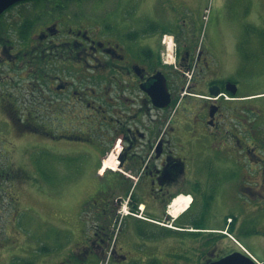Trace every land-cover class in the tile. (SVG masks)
<instances>
[{
	"label": "flooded vegetation",
	"instance_id": "obj_1",
	"mask_svg": "<svg viewBox=\"0 0 264 264\" xmlns=\"http://www.w3.org/2000/svg\"><path fill=\"white\" fill-rule=\"evenodd\" d=\"M67 1L27 0L0 14V123L22 139L86 143L90 158L114 148L108 167L135 171L136 192L149 179L146 189L156 210L150 214L128 198L127 180L98 189L89 200L96 223L74 255L81 264L105 253L113 264H211L243 248L264 264V76L254 82V93L240 91L238 45H229L219 31L203 48L179 22L185 33L176 35L175 65L167 66L161 59L164 32L155 23L134 28L109 21L104 27L68 14L67 7L79 2ZM27 4L28 13H11ZM196 160L207 164L195 165ZM24 172L1 168L0 189L9 174L15 180L25 178ZM227 172L232 173L224 181ZM209 173L222 179L219 189L234 215L215 222L214 229L204 227L209 197L198 195L211 187ZM188 186L196 195L188 193L187 213L200 199L206 211L191 222L187 213H168ZM216 197L219 191L212 202ZM179 225L190 228L178 230ZM225 239L232 245L227 252L218 248Z\"/></svg>",
	"mask_w": 264,
	"mask_h": 264
},
{
	"label": "rangeland",
	"instance_id": "obj_2",
	"mask_svg": "<svg viewBox=\"0 0 264 264\" xmlns=\"http://www.w3.org/2000/svg\"><path fill=\"white\" fill-rule=\"evenodd\" d=\"M68 1L67 6L75 4L74 1L79 2L77 8L67 7L68 14L99 22L104 27L109 21L116 27L126 23L134 28L155 23L159 34L165 32L173 36L178 35L179 30L185 33L183 29H189L192 42L203 48L219 31L226 42H230L229 45H238L237 61H240L241 71L237 83L240 91L254 93L257 86L254 82L264 76V0H156L155 4L152 0ZM29 8L31 5L27 4L11 13H28ZM179 22L185 23L183 29H180ZM18 97V101L23 97L21 89ZM6 128L7 125L0 123V169L10 173L17 168L24 169L28 176L24 172L25 178L14 180L9 174V180L1 182L0 264H49L44 262L45 258L53 262L65 261L63 264H81L73 250L82 235L92 233L96 223L90 202L87 204L86 200L93 187L90 180L88 187L85 176L80 178L83 154H65L81 147L74 145L78 142L70 140L22 139L11 128ZM206 164L204 160H196L195 163L200 166ZM104 166L108 167L107 160ZM234 167L232 163L233 170ZM231 173L224 175V181L230 178L227 175ZM209 175L213 176L212 173ZM211 179V187L204 186L198 195L209 197L206 199L208 214L204 227L214 229L215 222H223L227 215H234L229 213L228 199L222 197L225 192L219 189L222 179L217 175ZM217 191L220 197L212 202ZM184 193L195 197L196 189L188 186ZM204 205L201 199L195 202L185 219L191 222L201 215L197 214H206ZM231 205L234 206V202ZM259 234L262 233L255 235ZM231 246L230 240L225 239L218 248L227 252ZM18 253H25V258L22 259V254ZM81 255L84 254L81 252ZM107 255L94 256L85 264H105Z\"/></svg>",
	"mask_w": 264,
	"mask_h": 264
},
{
	"label": "crops",
	"instance_id": "obj_3",
	"mask_svg": "<svg viewBox=\"0 0 264 264\" xmlns=\"http://www.w3.org/2000/svg\"><path fill=\"white\" fill-rule=\"evenodd\" d=\"M173 37L175 38L177 44H179L180 38H176V36H173ZM180 37H181V35H180ZM99 135L97 136L95 142L98 143L99 149H100L101 148V141L103 140V135H100V136ZM74 145L80 146L81 149H77L73 153H65V154H68V155H70V154L74 155L76 153H82L83 154V161L81 162L82 173L80 175V178H83L85 176L87 178V180H90V182L92 183V187H93V191L86 198L87 202L90 200V198L94 195V193L98 189L107 190V188L110 187L114 182H118L119 180L124 179V180L128 181V186H129L128 187V194H127L128 198L132 201H136V202H139V203H142L143 205H145L150 214L156 212L155 207L153 205V202L151 201L152 198L150 196V193L146 189L148 187V184H149V179L144 180V182L142 183V190L140 189L139 191L136 192L135 186L139 182V177L137 176V174H135V171H131V169H126V170L124 169V172H127L128 174H130L131 176H133V178H129V177L123 175L121 172L111 171V170H106L103 173L101 171L97 170L98 171V173H97L98 178H96L94 171L100 165V162L105 158L104 152L106 149L102 150V148H101L99 150V153L94 155L93 158H90V157H88L87 153L85 152V148L87 147L88 144L79 143V144H74ZM90 184H88L89 185L88 187H90ZM180 194L184 195V193H182V192H180L178 195H180ZM187 195H189V194L187 193ZM186 213L187 212H185L184 215ZM149 218L153 219L154 217L149 216ZM187 228H190V226L189 225H179L178 226V230H185ZM20 254H22V253H18L17 255H20ZM25 255L26 254L23 253L21 258L24 257ZM24 258H22V259H24Z\"/></svg>",
	"mask_w": 264,
	"mask_h": 264
},
{
	"label": "water",
	"instance_id": "obj_4",
	"mask_svg": "<svg viewBox=\"0 0 264 264\" xmlns=\"http://www.w3.org/2000/svg\"><path fill=\"white\" fill-rule=\"evenodd\" d=\"M27 0H0V14L2 12H4L6 9H8L9 7H11L14 4L20 3V2H24ZM232 93H234V91H231ZM157 159L154 158V161ZM211 264H254L249 258L245 257L244 255L234 252L231 253L229 255H226L222 258H220L219 260L212 262Z\"/></svg>",
	"mask_w": 264,
	"mask_h": 264
},
{
	"label": "bare ground",
	"instance_id": "obj_5",
	"mask_svg": "<svg viewBox=\"0 0 264 264\" xmlns=\"http://www.w3.org/2000/svg\"><path fill=\"white\" fill-rule=\"evenodd\" d=\"M187 201L188 199L183 196H179V198L175 199L170 207V214L174 217L179 215L182 211L186 209Z\"/></svg>",
	"mask_w": 264,
	"mask_h": 264
},
{
	"label": "built area",
	"instance_id": "obj_6",
	"mask_svg": "<svg viewBox=\"0 0 264 264\" xmlns=\"http://www.w3.org/2000/svg\"><path fill=\"white\" fill-rule=\"evenodd\" d=\"M166 43H167V47H168V49H170V48L172 47V42H171V40H167Z\"/></svg>",
	"mask_w": 264,
	"mask_h": 264
},
{
	"label": "trees",
	"instance_id": "obj_7",
	"mask_svg": "<svg viewBox=\"0 0 264 264\" xmlns=\"http://www.w3.org/2000/svg\"><path fill=\"white\" fill-rule=\"evenodd\" d=\"M27 264H32L31 262H26Z\"/></svg>",
	"mask_w": 264,
	"mask_h": 264
}]
</instances>
